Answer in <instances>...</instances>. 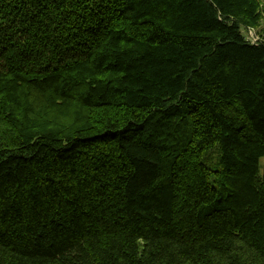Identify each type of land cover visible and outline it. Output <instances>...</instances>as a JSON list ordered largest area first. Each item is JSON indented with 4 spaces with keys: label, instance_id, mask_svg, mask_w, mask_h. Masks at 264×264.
<instances>
[{
    "label": "trees",
    "instance_id": "1",
    "mask_svg": "<svg viewBox=\"0 0 264 264\" xmlns=\"http://www.w3.org/2000/svg\"><path fill=\"white\" fill-rule=\"evenodd\" d=\"M263 18L0 0V264H264Z\"/></svg>",
    "mask_w": 264,
    "mask_h": 264
},
{
    "label": "rangeland",
    "instance_id": "2",
    "mask_svg": "<svg viewBox=\"0 0 264 264\" xmlns=\"http://www.w3.org/2000/svg\"><path fill=\"white\" fill-rule=\"evenodd\" d=\"M263 20H264V18H263ZM264 32V29H263V31L262 30H260V27L258 28V29H256V30H254V29H250L249 31L247 30V37L249 38V41L250 40H257V39H261V35H260V32ZM258 31V32H257ZM214 153V152H213ZM215 154V153H214Z\"/></svg>",
    "mask_w": 264,
    "mask_h": 264
},
{
    "label": "built area",
    "instance_id": "3",
    "mask_svg": "<svg viewBox=\"0 0 264 264\" xmlns=\"http://www.w3.org/2000/svg\"><path fill=\"white\" fill-rule=\"evenodd\" d=\"M249 30H250V29H249ZM250 41L255 42L256 40H250Z\"/></svg>",
    "mask_w": 264,
    "mask_h": 264
}]
</instances>
